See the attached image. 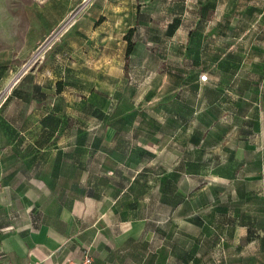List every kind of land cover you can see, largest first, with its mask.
I'll return each instance as SVG.
<instances>
[{
	"label": "rangeland",
	"instance_id": "rangeland-1",
	"mask_svg": "<svg viewBox=\"0 0 264 264\" xmlns=\"http://www.w3.org/2000/svg\"><path fill=\"white\" fill-rule=\"evenodd\" d=\"M0 64L62 94L64 140L116 125L126 153L172 143L159 170L200 205L177 219L197 212L209 239L223 219L220 262L264 264V242L234 243L237 225L264 239V0H0Z\"/></svg>",
	"mask_w": 264,
	"mask_h": 264
},
{
	"label": "crops",
	"instance_id": "crops-1",
	"mask_svg": "<svg viewBox=\"0 0 264 264\" xmlns=\"http://www.w3.org/2000/svg\"><path fill=\"white\" fill-rule=\"evenodd\" d=\"M1 72L0 64V251L5 259L66 264L88 253L92 264H222L216 251L223 219L220 234L216 222L210 239L207 226H196L197 212L177 219L185 206L200 205L177 190L174 175L159 170L161 160L175 161L172 143L146 142L126 153L124 127L116 125L89 126L64 140L62 94H48L47 84L30 73L8 80ZM234 240L236 246L246 241L253 252L257 241L264 242L250 225L235 226ZM247 258L257 264L256 253Z\"/></svg>",
	"mask_w": 264,
	"mask_h": 264
},
{
	"label": "built area",
	"instance_id": "built-area-1",
	"mask_svg": "<svg viewBox=\"0 0 264 264\" xmlns=\"http://www.w3.org/2000/svg\"><path fill=\"white\" fill-rule=\"evenodd\" d=\"M0 264H12L9 260L5 259L1 251H0ZM66 264H92V258L88 253H86L80 261L68 262Z\"/></svg>",
	"mask_w": 264,
	"mask_h": 264
},
{
	"label": "trees",
	"instance_id": "trees-1",
	"mask_svg": "<svg viewBox=\"0 0 264 264\" xmlns=\"http://www.w3.org/2000/svg\"><path fill=\"white\" fill-rule=\"evenodd\" d=\"M132 50H133V43L129 41L127 49H126V53H125V68L128 66V62H129Z\"/></svg>",
	"mask_w": 264,
	"mask_h": 264
},
{
	"label": "water",
	"instance_id": "water-1",
	"mask_svg": "<svg viewBox=\"0 0 264 264\" xmlns=\"http://www.w3.org/2000/svg\"><path fill=\"white\" fill-rule=\"evenodd\" d=\"M88 0H85V2H87Z\"/></svg>",
	"mask_w": 264,
	"mask_h": 264
}]
</instances>
